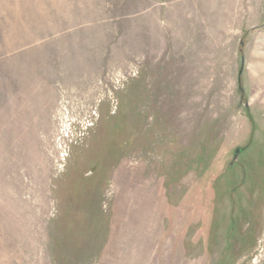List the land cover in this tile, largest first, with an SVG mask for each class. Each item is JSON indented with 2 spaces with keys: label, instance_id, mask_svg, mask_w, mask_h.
Returning a JSON list of instances; mask_svg holds the SVG:
<instances>
[{
  "label": "rangeland",
  "instance_id": "obj_1",
  "mask_svg": "<svg viewBox=\"0 0 264 264\" xmlns=\"http://www.w3.org/2000/svg\"><path fill=\"white\" fill-rule=\"evenodd\" d=\"M0 264H264V0H0Z\"/></svg>",
  "mask_w": 264,
  "mask_h": 264
},
{
  "label": "water",
  "instance_id": "obj_2",
  "mask_svg": "<svg viewBox=\"0 0 264 264\" xmlns=\"http://www.w3.org/2000/svg\"><path fill=\"white\" fill-rule=\"evenodd\" d=\"M242 69H243V66H242V68H241V71L240 72H242ZM247 105V104H246ZM242 149L241 148H238L237 150H236V152H235V159H237L238 158V155H239V153H240V151H241Z\"/></svg>",
  "mask_w": 264,
  "mask_h": 264
}]
</instances>
